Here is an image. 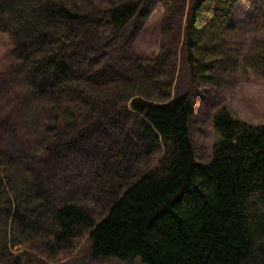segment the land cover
I'll use <instances>...</instances> for the list:
<instances>
[{
    "label": "trees",
    "instance_id": "trees-1",
    "mask_svg": "<svg viewBox=\"0 0 264 264\" xmlns=\"http://www.w3.org/2000/svg\"><path fill=\"white\" fill-rule=\"evenodd\" d=\"M144 1L0 0V33L12 46L13 69L7 70L19 71L24 82L21 100L6 99L0 139L3 124L14 123L15 131L18 112L39 114L31 139L0 147V264H57L84 237L94 259L264 264V123L221 107L213 118L220 138L200 161L192 133L194 96L173 93L176 30L185 19L192 80H211L217 74H207L210 66L222 67L223 59L215 50L218 55H209L211 41L238 0H161L157 54L114 55L118 41L101 50L109 41L105 33L122 34ZM250 1L248 25L264 32V0ZM260 36L243 64L264 76ZM102 127L101 156H71ZM69 167L93 172L90 196L103 201L98 214L71 179L63 182V196L55 194L56 174Z\"/></svg>",
    "mask_w": 264,
    "mask_h": 264
},
{
    "label": "rangeland",
    "instance_id": "rangeland-1",
    "mask_svg": "<svg viewBox=\"0 0 264 264\" xmlns=\"http://www.w3.org/2000/svg\"><path fill=\"white\" fill-rule=\"evenodd\" d=\"M253 10V3L250 0H238L236 10L234 11L229 23L224 27L218 37L211 41L214 47L209 51V55H218L222 59V67L218 64L210 66L207 74H217L213 79L197 78V82L192 80V74L189 62L184 53V24L176 30L177 37L175 44L177 48V63L174 76L173 93L178 95L186 91H191L195 99V112L192 117V133L195 145L197 147V156L200 161H205L211 154L213 144L219 140L220 135L214 126V115L217 111L226 106L232 114L239 119L258 125L264 123V76L260 71L247 68L243 64L244 56L249 49L254 38L264 40V32L256 30L248 25V12ZM164 17V8L161 0H145L142 9L137 18L126 28L122 34H111L106 32L104 37L109 38L100 49L107 52V46L111 42L118 41V47L115 48L114 55L123 53H132L144 57H152L157 54L161 47L162 40V20ZM212 29V28H210ZM214 29V28H213ZM215 30V29H214ZM209 41L208 36L204 38ZM204 41V42H205ZM120 44V45H119ZM11 43L8 41V35L0 33V72L4 80L0 82V118L6 122L5 115L8 108L7 100L12 95L11 102L21 100L17 92L24 85L19 71H9V61L12 58ZM136 48V49H135ZM137 50V51H135ZM218 53H214L215 51ZM109 51V50H108ZM128 62H132L133 55L128 56ZM228 57V58H227ZM105 59H108L107 57ZM110 64L115 66L116 63ZM13 69V67H11ZM6 71V72H5ZM220 71V72H219ZM22 89V88H21ZM23 90L25 88L23 87ZM22 93L24 94V91ZM28 111L31 108V99L26 97ZM9 101V102H10ZM26 107V106H25ZM16 118V127L13 131L14 123L3 124L6 129L0 139V147L9 144L10 146L19 145L18 142L31 139L38 128L39 114L20 113ZM105 128H100L89 133L87 138L71 152V156L80 160V156H101L100 150L102 143L97 139L100 136L105 140ZM91 137V139H90ZM89 139V140H88ZM135 143V142H133ZM104 144V142H103ZM136 144V143H135ZM162 151V150H160ZM101 161L104 157H99ZM65 160L62 159V163ZM96 161V160H95ZM95 161H89L94 164ZM64 164L62 167H64ZM61 167V164H58ZM58 171L55 178L56 185L53 184L55 194L63 196V182L66 179L73 180L77 191L85 204L89 205L98 214L102 211V202L90 196L95 190L93 172L75 171L69 167ZM102 200V199H101ZM18 248V247H17ZM16 249V248H15ZM53 264V263H51ZM57 264H129L117 258H98L94 259L90 255V243L87 237H84L78 247L72 248L66 257ZM133 264H144L140 259H136Z\"/></svg>",
    "mask_w": 264,
    "mask_h": 264
}]
</instances>
